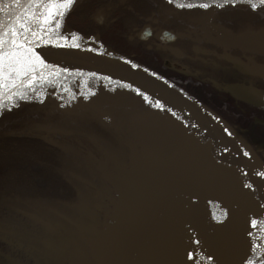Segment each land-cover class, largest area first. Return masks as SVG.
<instances>
[{
    "label": "water",
    "instance_id": "1",
    "mask_svg": "<svg viewBox=\"0 0 264 264\" xmlns=\"http://www.w3.org/2000/svg\"><path fill=\"white\" fill-rule=\"evenodd\" d=\"M170 1L185 6L231 4ZM237 3L260 4V0ZM44 4L0 0V32L12 24L30 42L19 53L23 58L19 71L28 74L14 72L0 84V101L40 85L39 81L62 88V76H57L86 72L139 89L151 102L137 118L136 141L142 150H134L117 175L103 174L114 196H107L109 209L101 225L76 224L60 214L89 233L85 244L91 262L264 264V166L257 155L243 148L199 104L146 69L95 48L54 39L43 28H38L39 36H30L22 24L40 6L39 16ZM258 34L261 31L245 32L236 39L258 51L262 48ZM4 38L7 45L8 35ZM65 68L68 71L62 72ZM29 80L35 83L28 87Z\"/></svg>",
    "mask_w": 264,
    "mask_h": 264
},
{
    "label": "flooded vegetation",
    "instance_id": "2",
    "mask_svg": "<svg viewBox=\"0 0 264 264\" xmlns=\"http://www.w3.org/2000/svg\"><path fill=\"white\" fill-rule=\"evenodd\" d=\"M251 5L75 0L72 6L54 5L52 22L55 33L66 32L79 46L121 57L175 86L221 123L243 148H250L264 166V4H256V9ZM57 10L65 15H55ZM257 31H261L258 43L262 47L258 51L236 39ZM61 76L62 88L47 81L40 86L50 92L43 98V110L56 118L37 124L34 133L55 152L63 147L61 141L73 138L72 127L84 128L85 143L75 141L84 146L81 154L88 168L82 171L94 178L76 173L85 183L69 175L97 203L89 214L68 218L76 224L100 226L109 209L107 196H114L103 174L117 175L128 165L132 152L142 150L136 141L137 118L151 102L116 82L101 84L80 75ZM54 214L50 217L55 222L53 229L63 221L66 225L56 231L72 232L61 253L50 252L58 256L57 264H93L85 244L89 233ZM28 219L34 221V230H40L41 218Z\"/></svg>",
    "mask_w": 264,
    "mask_h": 264
},
{
    "label": "trees",
    "instance_id": "3",
    "mask_svg": "<svg viewBox=\"0 0 264 264\" xmlns=\"http://www.w3.org/2000/svg\"><path fill=\"white\" fill-rule=\"evenodd\" d=\"M45 23L55 31L51 17ZM59 35L63 40L69 36L66 32ZM55 118L49 111L39 109L35 101L22 102L0 113V126L13 121L11 130H0V215L12 213L28 219L20 211L32 207L33 199L47 202H60L64 200L61 197L69 196L77 199L70 182L73 179L56 169L60 162L54 150L48 148L33 130L37 124ZM25 199L30 201L29 205ZM28 221L34 224L33 220Z\"/></svg>",
    "mask_w": 264,
    "mask_h": 264
},
{
    "label": "rangeland",
    "instance_id": "4",
    "mask_svg": "<svg viewBox=\"0 0 264 264\" xmlns=\"http://www.w3.org/2000/svg\"><path fill=\"white\" fill-rule=\"evenodd\" d=\"M45 4H46V1H45ZM45 4L41 10V14L43 12H47ZM53 9L54 8H52V11ZM39 10H40V6L37 10H35L32 14H30V16H28L25 22L22 24L23 30L27 29L26 32L32 37H37L39 36V33H40L38 30V26L36 24L37 20L35 21L33 20V17H37V13L39 12ZM32 32H35L36 35L33 36ZM53 35H54L53 33L48 34L49 37L57 39L56 36H53ZM22 62H23V58L20 56V63L14 66L17 69H19V67L23 64ZM62 72H65V71H62ZM12 73L14 72L9 71V63H8V60L6 59L3 76L0 77V84H2ZM56 73L58 72L57 71L53 72V74H56ZM74 74L76 76L78 73H74ZM81 76H83L84 78L90 81L99 82L101 84L112 82V80L106 77H102L98 75L96 76V75H93L91 73H86V72H83ZM33 83H35V81ZM33 83L27 86H31ZM120 85L123 89H126L127 91L133 94L141 95L139 92H137L133 88L124 86L122 84ZM31 90L32 91L30 92L27 91L25 96L19 95L13 98L11 100V106L22 104V101L34 100L37 106H39V109L43 110L41 101L38 98L41 99L43 98V96L50 94V92L45 89H41V87L37 88L36 90L35 89L34 90L31 89ZM25 92L26 91L24 90L22 91L21 94ZM3 101L4 100L0 101V113H3L6 111V107L4 105L7 104L8 100L5 99V101L4 102ZM12 123L13 121H8L7 123L4 122L3 125L0 126V130L1 129H6V130L8 129V131L11 130L13 127ZM72 165L74 166V163H72ZM74 170L78 171V168H74ZM61 173L63 176L66 175L63 172ZM66 173H67V170H66ZM73 198L74 197L72 196H69L68 198L61 197V199H64V200L60 202H50V201L46 202L47 207L49 206L52 207L48 211H38V210L35 211L33 210V208L32 210L30 208H29L30 210L29 209L26 210L25 211L26 213L23 211H20L21 213L25 214V215L23 214L24 216L28 215L27 218L34 217L38 219L41 218L43 220L40 230L38 231L34 230V225L30 224L28 226L27 224L28 219L22 218L21 216L19 218L17 217V215L12 214V213H8V214L2 213L0 215V264H57L58 256L56 255L52 256L50 255L51 254L50 252H53L55 254L61 253L62 252L61 250H63V248L66 247V243L68 244V238L71 236L72 232L70 233L67 231L64 233L62 230L57 232L56 230H58L59 228L62 229L61 226L66 225V223L61 221V223H58L59 227L57 226L56 229H53L55 226L54 225L55 222L52 219H50V217H56L54 212H56L57 215L62 213L61 215H64V216H66L65 213H74V216H76L82 210L81 209L82 207L78 203V200L76 198L74 199ZM25 200L26 202H28L26 203V205H29L30 201H28L27 199ZM41 204H43L42 200H41ZM56 207H60L62 208V210L69 209L70 212H59L62 210L58 208L55 209ZM71 228L72 227L68 228L66 226V230H72ZM61 233L63 235H61Z\"/></svg>",
    "mask_w": 264,
    "mask_h": 264
},
{
    "label": "bare ground",
    "instance_id": "5",
    "mask_svg": "<svg viewBox=\"0 0 264 264\" xmlns=\"http://www.w3.org/2000/svg\"><path fill=\"white\" fill-rule=\"evenodd\" d=\"M65 125H67V124H65ZM68 125H70V124H68ZM71 131L74 134L73 138L67 139V141H65V140L61 141L62 142L61 144L63 147H61V149H56V151H55V154L58 157V161L61 162V163H59V166L56 167V169H58L59 172L61 171L66 175L69 174V172L72 174H76L79 172V174L81 176H86L88 178H91V180H93V178H94L93 174L89 175V171L88 172L82 171L84 168H88V166L85 165L86 161L83 158V155L81 154V150H83V148H84L83 144L85 143V141L83 139L86 136V133H85L86 131H84L82 128L79 129V127H75V126L71 128ZM76 137H78V138H76ZM78 139L83 143L82 145L75 141ZM87 146H88V144H87ZM72 163H74V166L72 165ZM74 168H78V171H75ZM66 170H67V173H66ZM70 182L74 186V188L76 189L77 200H78V203L81 205L82 210L76 216H74V213H65V214L68 217L80 218L83 216L82 214L86 215L92 211L93 204H94V202L97 203V199L96 198L95 199L89 198L88 194H86V192L83 191L84 189H82V187H80L81 190H79V185L76 181L71 180ZM41 200L42 199H39V198L33 199V201L31 202L32 207H30V209L32 210V208H33V210H35V211L36 210L48 211L49 209L52 208L51 206L47 207V205H46L47 201H42L43 204H41ZM57 208L62 210V208H60V207H56L55 209H57ZM59 212H70V210L66 209V210H62ZM60 214H62V213H60ZM92 214H94V213H92ZM27 224L29 226L30 221H28Z\"/></svg>",
    "mask_w": 264,
    "mask_h": 264
},
{
    "label": "snow or ice",
    "instance_id": "6",
    "mask_svg": "<svg viewBox=\"0 0 264 264\" xmlns=\"http://www.w3.org/2000/svg\"><path fill=\"white\" fill-rule=\"evenodd\" d=\"M21 0H13V3L19 4ZM29 3H35V4H42L45 3V0H28ZM75 0H46L45 7L47 9V14L43 16H37L33 17V20H43L45 22L49 21L50 17H53V11L52 7L56 4H63L67 6H72L74 4ZM225 3H231L235 5L237 3V0H225ZM260 4H264V0H260ZM205 8H208L209 5L205 4ZM252 9H256L257 5L253 3L251 5ZM55 15H65L64 12H61L57 10L55 12ZM17 23H19V18H17ZM59 25V22H57ZM0 27H3V21H0ZM23 27V25H22ZM42 27V25H41ZM27 29H25V32ZM5 35H8L9 40L6 45L5 41ZM32 35L35 36L36 33L32 32ZM18 37H20V40L18 42ZM45 43H48V41H45ZM30 44V42L27 40V37L22 35L12 24H9L7 28H4L3 32H0V77L3 76L4 73V67H5V60H8L9 63V71L17 72L20 75H27V71L20 72L19 69H17L14 65L20 63V56L19 53ZM5 47H7V51H5ZM79 47V45H77ZM94 51V49H93ZM37 59H40L39 53H34ZM30 71V70H29ZM64 71H68L67 68L64 69ZM29 84L32 83L31 80L28 81ZM137 92H139V89H137ZM253 224H255V221H252ZM251 235V233H249ZM209 259H212V257H209Z\"/></svg>",
    "mask_w": 264,
    "mask_h": 264
}]
</instances>
